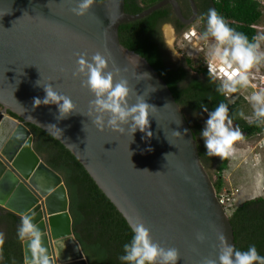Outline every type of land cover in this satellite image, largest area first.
<instances>
[{"label":"water","instance_id":"water-1","mask_svg":"<svg viewBox=\"0 0 264 264\" xmlns=\"http://www.w3.org/2000/svg\"><path fill=\"white\" fill-rule=\"evenodd\" d=\"M188 2L190 17L179 0H161L137 14L125 11V0H94L86 15L76 16L71 8L77 0H0V206L18 217L31 215L54 264L89 262L73 232L65 181L36 152L27 123L67 147L129 224L142 223L153 243L177 249L176 264L218 261L221 234L235 247L230 218L182 107L148 60L119 38L121 24L166 5L183 24H193L198 6ZM97 53L107 60L105 73L113 74L114 84L127 82L128 107L140 100L155 107L147 132L132 134L131 117L121 124L123 133L93 123L96 96L77 60L91 62ZM46 86L72 100L70 115L61 117L55 104L33 107ZM108 116L104 113L105 125ZM51 124L62 134L49 129ZM22 249L25 261L23 243Z\"/></svg>","mask_w":264,"mask_h":264},{"label":"trees","instance_id":"trees-1","mask_svg":"<svg viewBox=\"0 0 264 264\" xmlns=\"http://www.w3.org/2000/svg\"><path fill=\"white\" fill-rule=\"evenodd\" d=\"M159 1L161 0H125V11L137 14ZM195 1L200 10L202 35L207 28L206 15L203 17L202 15L208 9L214 8L225 18L229 27L243 33L249 42L256 43L254 39L256 29L253 26L262 23L264 17L262 0ZM179 2L181 3V0ZM182 11L185 16L187 12L183 8ZM179 22L172 7L166 5L145 18L121 24L119 38L126 48L148 60L167 83L183 112L187 109L190 113V118L185 116L198 143L202 163L206 168L217 163V179L214 185L219 194L225 186L230 190L231 185L224 181L223 174L229 168L231 158L221 159L205 154L204 141L200 132L203 129L202 124L206 122V116L223 102L228 107L229 117L246 132L247 137L262 134L264 126L259 123L250 124L241 118L239 113H244L246 99L238 97L236 100H231L229 95L224 96L218 92L221 82L210 77L205 66L195 69L193 60L186 55L183 61H173L171 52L160 34V29L164 23L179 26ZM182 27L185 28V25L181 24L180 28ZM204 108H207V111ZM8 113L20 119L15 113L11 111ZM27 124L34 135L36 152L50 167L59 172L65 181L70 196L73 232L89 264H123L118 257L123 255L122 246L128 243L132 236L125 217L67 147L40 127L32 123ZM226 210L234 230L235 248L246 250L249 245L254 244L258 254L264 256V197L246 200L239 205L226 207ZM2 212L5 214L0 215V222L5 229L0 231V264H24L22 242L16 235L20 217L10 211L6 213L2 210Z\"/></svg>","mask_w":264,"mask_h":264},{"label":"clouds","instance_id":"clouds-1","mask_svg":"<svg viewBox=\"0 0 264 264\" xmlns=\"http://www.w3.org/2000/svg\"><path fill=\"white\" fill-rule=\"evenodd\" d=\"M94 0H77L76 6L71 8V12L76 16L86 15ZM206 15V31L203 39L209 36L214 38L215 45L211 48L206 58V69L209 76L221 82L217 91L227 96L236 93L240 88H247L252 84L249 81V71L255 65L264 60V54L258 53V43H264V36L257 39V32L262 31L264 26L259 23L253 27L256 29L254 42H249L248 38L228 26L225 18L218 14L214 8L202 15ZM199 22V21H198ZM186 25V24H184ZM262 29H258V28ZM174 26L170 23L161 25L160 34L165 44L173 48ZM195 36V31H191ZM78 71L87 72L86 86L92 91L96 99L93 102V111L96 113L93 123L97 129L104 130L105 127L123 133L121 124L127 123L131 117L129 131L134 134L137 130L147 132L149 126L148 115L154 111L155 107L140 100L135 105L128 107L126 98L129 93L127 82L121 81L113 83V74L105 73L107 60L104 56L97 53L91 57L89 62L84 57L77 60ZM260 76V75H259ZM45 96L43 99L34 98L33 107L41 104H55L61 117L70 115L74 110V104L69 97L56 93L51 86L44 88ZM253 109L252 117H246L243 112L239 115L247 120L248 123L257 122L264 126V89L254 91L246 97ZM201 107H204L201 105ZM207 111V108H204ZM104 113H108L107 124L105 125ZM91 115V113H89ZM49 129H54L55 133L62 134V130L56 125L51 124ZM264 133V131H263ZM148 135L150 132L147 133ZM179 135V133H175ZM204 141L205 154L208 156L228 158L233 154L235 142L243 139V133L239 126L232 127V119L228 115V107L221 102L215 110L208 114L205 127L200 132ZM186 179H188L186 177ZM218 193V192H217ZM132 236L128 243H125L123 255L118 257L123 264H176L179 253L175 248L167 250L152 242L150 232L142 223L128 225ZM17 239L26 245L27 255L24 264H54L48 250L42 244V234L39 228L32 223L31 215H21L20 223L16 230ZM198 240H203L202 234H197ZM221 242V253L217 260H205L203 264H264V256L258 254L254 244L248 246L246 250H237L234 246L227 245L223 234L219 236ZM57 246L64 247L59 239Z\"/></svg>","mask_w":264,"mask_h":264},{"label":"rangeland","instance_id":"rangeland-1","mask_svg":"<svg viewBox=\"0 0 264 264\" xmlns=\"http://www.w3.org/2000/svg\"><path fill=\"white\" fill-rule=\"evenodd\" d=\"M262 23L263 24L261 25L264 26V17ZM200 27L201 24L197 20L191 25H185V28L179 32L174 31L173 48L168 47L174 62L183 61L184 56L186 55L193 60V66L195 69L198 70L199 67L203 66L207 67L206 58L211 48L215 45V40L211 36H209L207 40L203 39V35L200 33ZM191 31H195L196 35H191ZM262 35L264 36V34ZM257 51L258 53L264 54L263 42L258 43ZM249 81L252 86L249 85L247 88L239 89L236 93L229 94L231 100H236L238 97H244L246 99V97H249L252 92L264 89V60H261L259 64L250 69ZM243 111L246 117H252V104L248 99H246V102L244 103ZM184 113L190 118V113H188L187 109H185ZM230 158V166L224 172L230 179V183L233 185L236 184L231 180V177L234 171L237 170L238 173L236 174H241L240 176L246 180V184L240 185V192L236 194L234 198L235 200H233V203L228 205L227 208L236 204L239 205L252 198L264 197V133L249 138L243 134V139L234 143L233 154ZM244 161H246L251 169L247 166L244 167ZM216 164L217 163H214L206 168L213 181L217 179ZM240 164L243 165L242 168L245 171L243 173L240 172ZM224 181L229 183L226 178Z\"/></svg>","mask_w":264,"mask_h":264},{"label":"built area","instance_id":"built-area-1","mask_svg":"<svg viewBox=\"0 0 264 264\" xmlns=\"http://www.w3.org/2000/svg\"><path fill=\"white\" fill-rule=\"evenodd\" d=\"M264 3V0H262ZM258 29H262V28H258ZM262 31H258L257 32V39L259 40V37L263 36L262 35ZM263 41V40H262ZM223 178L227 179V182L229 181V178L227 177V174H223ZM229 184L231 185L229 187L230 190H228V188L225 186L222 191L218 194V198H219V202L221 203V205H223L226 209V207L230 204L233 203V200H235V196L236 194H238L240 192V185H233L232 183L229 182Z\"/></svg>","mask_w":264,"mask_h":264},{"label":"flooded vegetation","instance_id":"flooded-vegetation-1","mask_svg":"<svg viewBox=\"0 0 264 264\" xmlns=\"http://www.w3.org/2000/svg\"><path fill=\"white\" fill-rule=\"evenodd\" d=\"M188 1V0H187ZM181 6H182V8H183V10H185L187 13H186V17H190L191 16V14H192V10H191V7H190V4H189V2H186V0H181ZM189 10H191L190 12H189ZM200 18V10H199V8H198V18H197V20L199 21V23L201 24L202 22H201V20L199 19ZM196 20V21H197ZM179 24V26H176L175 24H173V26H174V30L177 32H179V31H181V30H183V28L184 27H182V28H180V26H181V24H183L181 21L178 23ZM260 81V80H259ZM261 82H262V80H261ZM208 119V116H206V120ZM205 120V121H206ZM254 123H257V122H253V123H251V124H254ZM203 125V128L205 127V124H202ZM238 125L236 124V122L235 121H233L232 120V127L233 128H236ZM241 130V129H240ZM241 132L243 133V134H245V136H246V132H244L243 130H241ZM247 137V136H246ZM249 138V137H248ZM3 214V212H2V207L0 208V215H2ZM5 226H3L2 227V223L0 222V231H2V230H4L5 228H4ZM4 228V229H3Z\"/></svg>","mask_w":264,"mask_h":264},{"label":"crops","instance_id":"crops-1","mask_svg":"<svg viewBox=\"0 0 264 264\" xmlns=\"http://www.w3.org/2000/svg\"><path fill=\"white\" fill-rule=\"evenodd\" d=\"M243 163H244V167L247 166L248 168H250V166L247 165L246 161H244ZM239 166H240V172H242V173L245 172V171L243 170V168H242L243 165L240 164ZM238 168H239V167H238ZM250 169H251V168H250ZM236 173H238L237 170L234 171V173L232 174V177H231V180L234 181V184H235V183H236L237 185L246 184V182H245L246 180L240 176L241 174L239 175V174H236ZM240 178H241V179H240ZM249 178H250V177H249ZM249 178H248V179H249ZM249 180H250V179H249ZM247 181H248V180H247ZM228 182H230V179H229ZM231 182H232V181H231ZM236 184H235V185H236ZM2 210H4V212H6V213L9 212L8 210H6V209H4V208H3ZM3 214H5V213H3ZM3 231H4V230H3Z\"/></svg>","mask_w":264,"mask_h":264},{"label":"bare ground","instance_id":"bare-ground-1","mask_svg":"<svg viewBox=\"0 0 264 264\" xmlns=\"http://www.w3.org/2000/svg\"><path fill=\"white\" fill-rule=\"evenodd\" d=\"M1 207V206H0ZM3 208V207H2Z\"/></svg>","mask_w":264,"mask_h":264}]
</instances>
